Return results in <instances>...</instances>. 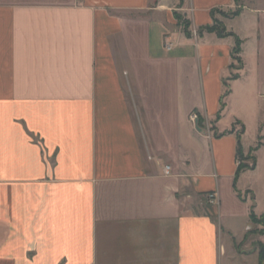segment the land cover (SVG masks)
Here are the masks:
<instances>
[{
  "label": "crops",
  "instance_id": "crops-1",
  "mask_svg": "<svg viewBox=\"0 0 264 264\" xmlns=\"http://www.w3.org/2000/svg\"><path fill=\"white\" fill-rule=\"evenodd\" d=\"M262 105L264 0H0V264H259Z\"/></svg>",
  "mask_w": 264,
  "mask_h": 264
},
{
  "label": "trees",
  "instance_id": "trees-1",
  "mask_svg": "<svg viewBox=\"0 0 264 264\" xmlns=\"http://www.w3.org/2000/svg\"><path fill=\"white\" fill-rule=\"evenodd\" d=\"M241 1L242 0H234V2L238 5L241 3ZM216 13H219V12L217 10H215L213 12V15H215ZM237 15H239V11H237L236 13L230 14V16H232V17H235ZM203 30L210 32V33L216 32L220 37H235V48L233 50V60L236 61L238 64H241L240 54L242 52V41L239 38H237L233 33H226L222 23H220L218 20H214V24L212 26L205 27ZM184 33L187 37H191V33L188 30L187 24L184 27ZM240 145L241 144H239V147H240ZM260 146H261V144H259L257 146V148L253 150V152L257 151L260 148ZM239 154H240V162H241V160L245 161V158H244L243 154L241 153V148L239 150ZM248 169H251V168H249L248 166H242L240 163L236 177H235V183H237L240 174L243 171L248 170ZM250 218H251L253 223H255V224L258 223L257 222L258 221L257 216L254 214L253 207L251 208ZM259 264H264V246H262V245L260 246Z\"/></svg>",
  "mask_w": 264,
  "mask_h": 264
},
{
  "label": "rangeland",
  "instance_id": "rangeland-1",
  "mask_svg": "<svg viewBox=\"0 0 264 264\" xmlns=\"http://www.w3.org/2000/svg\"><path fill=\"white\" fill-rule=\"evenodd\" d=\"M181 1L183 2L184 0H181ZM218 14H219V16L221 18L226 17L227 15H230V14L225 13V12H219ZM176 19L178 21L179 26L181 27V29L183 31H184V27H185L186 24L188 25L189 32H191V30L194 29V27H192L190 19H188L187 17H184L183 15H181L179 13H176ZM262 106H264V105H262ZM203 122H204V120H203ZM204 125H202V126L206 127L207 130H212L213 129L211 123L207 122V124L205 123ZM249 130H250L251 133L254 130V125L251 124V123L249 125ZM250 141H252V138H251ZM241 165L242 166H248L249 168H251L254 165V160L252 159L251 154H249L248 161L241 160ZM257 220H258L257 221L258 223H256V225L258 226V229L256 230V233L257 234H264V217H257Z\"/></svg>",
  "mask_w": 264,
  "mask_h": 264
},
{
  "label": "built area",
  "instance_id": "built-area-1",
  "mask_svg": "<svg viewBox=\"0 0 264 264\" xmlns=\"http://www.w3.org/2000/svg\"><path fill=\"white\" fill-rule=\"evenodd\" d=\"M190 33H191V36L194 37V38H197L199 36V31L196 28L192 29ZM172 46L173 45H172L171 42L166 41V48L168 50H171ZM190 119H191V121L193 123H197L199 121V116H198V114H192ZM170 173H171V167L170 166H166L165 169H164V174L166 176H169ZM206 199H207V203L210 204V205H214V204L218 203V199H217L216 193L207 194L206 195Z\"/></svg>",
  "mask_w": 264,
  "mask_h": 264
}]
</instances>
